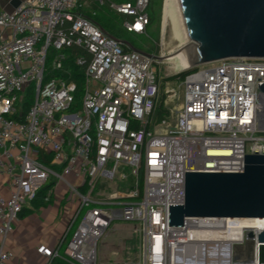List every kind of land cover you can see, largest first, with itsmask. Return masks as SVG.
I'll return each instance as SVG.
<instances>
[{"label": "built area", "instance_id": "2783aa9c", "mask_svg": "<svg viewBox=\"0 0 264 264\" xmlns=\"http://www.w3.org/2000/svg\"><path fill=\"white\" fill-rule=\"evenodd\" d=\"M149 4L23 0L12 11L0 10V29L10 32L0 41V181L8 192L5 199L0 186V264L13 257L6 248L13 222L33 209L45 187L43 201L50 203L60 185L79 207L55 246L36 248L40 264L55 258L69 264L238 263L226 240L230 218H191L171 227L169 206L184 204L185 173H239L244 155H264V58L197 67L180 82L175 107L168 108L175 93L165 90L170 115L148 129L159 93L157 61L150 57L157 56L125 51L93 17L107 6L126 18L127 33L146 36ZM71 48L78 75L67 65ZM120 222L138 227L137 257L101 263L98 242ZM215 233L222 240L209 241Z\"/></svg>", "mask_w": 264, "mask_h": 264}, {"label": "water", "instance_id": "95a60500", "mask_svg": "<svg viewBox=\"0 0 264 264\" xmlns=\"http://www.w3.org/2000/svg\"><path fill=\"white\" fill-rule=\"evenodd\" d=\"M173 1L179 35L189 41L182 50L152 58L119 40L152 61L174 64L162 66L161 76L229 58H264V0ZM259 90L264 94V83ZM184 182V204L169 206V226L191 218L257 219L259 231L247 238L256 241L257 262L264 264V155H244L242 172L185 173Z\"/></svg>", "mask_w": 264, "mask_h": 264}, {"label": "rangeland", "instance_id": "374dc122", "mask_svg": "<svg viewBox=\"0 0 264 264\" xmlns=\"http://www.w3.org/2000/svg\"><path fill=\"white\" fill-rule=\"evenodd\" d=\"M112 2L119 3L123 0H111ZM163 8L164 0H153L151 12L149 15L153 18V23L148 27L147 35L137 36L134 34L127 33L123 27V19L120 15H117L114 11L110 10L107 6L98 7L96 9V15L93 20L98 23L106 32H110L117 39H124V41H130L135 46L151 51L155 53L157 57L169 56L170 54L177 52L182 47V41L173 32L172 23L169 22L167 29L162 34V22H163ZM176 35V36H175ZM178 38V39H177ZM181 41V43H180ZM162 66H172L174 64H167L157 62L155 70L158 76V82L162 83V80L177 75L183 71H177L166 76H161ZM186 71V70H185ZM164 89H169V93H175L174 101L169 105V109L175 107L182 98V92L180 88V82L174 81L165 84ZM180 93V97L177 99V93ZM167 96L165 99L166 105ZM167 108V109H168ZM72 181V177H69ZM54 181H52L53 183ZM52 188L51 182L48 184ZM1 188L3 185L1 184ZM65 187L60 185L55 189L54 196L50 203H46V207L29 209L30 213L27 218V222H31V226H35L38 232H43L49 229H54L58 235H64L67 228L74 216V213L79 207V201H77L71 192L68 196H64ZM2 195L5 199L8 197L7 190L2 188ZM66 198L63 206L60 204V197ZM42 206V205H41ZM67 214V215H66ZM61 215L62 221L56 224L55 221L58 216ZM80 219H78L71 230L68 231L64 243L60 249V255L63 253L67 242L71 239L73 232L75 231ZM17 222H13V231L8 235V238L12 235L16 229ZM38 234V233H37ZM138 227L131 223H115L113 226L104 234L101 240L98 242L97 253L98 260L101 263H108L113 261H123L127 259H133L137 257L138 253ZM52 248V245L47 243ZM255 254V245L252 240H246L244 243L233 246V260L234 262H247L253 261ZM39 258V256H38Z\"/></svg>", "mask_w": 264, "mask_h": 264}, {"label": "crops", "instance_id": "0c3cea01", "mask_svg": "<svg viewBox=\"0 0 264 264\" xmlns=\"http://www.w3.org/2000/svg\"><path fill=\"white\" fill-rule=\"evenodd\" d=\"M22 1L23 0H0V10L12 11L17 5L19 6ZM9 36L10 32L8 30L0 29V41L7 39ZM61 206H63V204H61ZM41 207L47 208L46 205L38 206L37 208ZM29 214L28 210L23 212L17 221L16 229L10 238L6 240V248L13 254V257L6 264H40L42 259L40 257L38 258L36 248L40 244L48 246L47 243L53 247L59 238L63 236L58 235L54 229L38 232L40 229H36L35 226H31V222H27V216ZM60 221H62L61 215L58 216L55 223L59 224Z\"/></svg>", "mask_w": 264, "mask_h": 264}, {"label": "trees", "instance_id": "16d2710c", "mask_svg": "<svg viewBox=\"0 0 264 264\" xmlns=\"http://www.w3.org/2000/svg\"><path fill=\"white\" fill-rule=\"evenodd\" d=\"M124 1V0H123ZM153 5V0H150V4H149V8H148V12L150 11L151 12V7ZM94 10L95 9V6L92 5L91 6V10ZM83 15L86 16V17H91V14H90V11L89 10H83L82 11ZM117 14V13H116ZM149 14V13H148ZM119 15V14H117ZM121 18L123 20H125L126 18L122 15H120ZM149 18H150V25L153 23V18L149 15ZM149 25V26H150ZM108 33V32H107ZM109 34H111L109 32ZM130 34V33H129ZM113 35V34H111ZM136 35V34H134ZM114 36V35H113ZM137 36H142V35H137ZM120 40H124V39H120ZM132 46H134L136 49L140 50V51H143V52H146L148 54H154L156 55L155 53H152L151 51H147L145 49H141L137 46H135L133 43H131L130 41H128ZM123 48L125 51L129 50L126 46L123 45ZM76 52H77V49L75 48H71L69 49V51L67 52V54L69 55V58H68V61H67V65H69L73 71L74 74H77V73H81V69L79 67H76L74 65V62H73V57L76 55ZM197 67L195 68H192L190 70H187V71H183L177 75H174V76H171V77H167L165 79L162 80V83H159V93H158V97H157V100L155 102V106L153 108V110L151 111L150 115H149V123H148V126L147 128L148 129H151L153 126H156L158 124H160L162 121L166 120L170 113H169V110L167 109V107L165 106V99H166V93H165V84L166 83H169V82H174V81H183L188 75H190L191 73H194L197 71ZM78 75V74H77ZM76 76V75H75ZM158 78V76H157ZM77 84L79 85V88L81 90V81L79 80L77 82ZM29 99L30 101V98H27ZM26 103L27 105L29 106L30 105V102H28L26 100ZM49 187H45L43 190H41V192L39 193V196L38 198L33 202V205L35 208H37L38 206H44L46 205V203H44L43 201V195L46 193V191L48 190ZM25 212V210L23 211ZM23 212L21 213V215L23 214ZM20 215V216H21ZM50 264H69L61 259H53L51 261Z\"/></svg>", "mask_w": 264, "mask_h": 264}, {"label": "bare ground", "instance_id": "6f19581e", "mask_svg": "<svg viewBox=\"0 0 264 264\" xmlns=\"http://www.w3.org/2000/svg\"><path fill=\"white\" fill-rule=\"evenodd\" d=\"M171 22L172 23V28H173V32L175 30V34L178 36V38L182 41L179 32H178V23L176 21V12H175V6H174V1L173 0H164V8H163V22H162V34L165 33L168 23ZM175 35V36H176ZM177 38V39H178ZM180 41V43H181ZM189 43L186 42L184 43L182 41V47H184L185 45H187ZM182 47L177 51L179 52L180 50H182ZM177 52H174L171 55L176 54ZM167 56V57H169ZM189 69V67L179 70V71H185ZM228 227L231 228L230 230V235L226 238L227 242L229 245H232V247L234 245L237 244H241L244 243L245 239L246 240H251L248 239L247 236H245V232L246 231H259V227H257V219H228ZM201 240H208L206 237V235H202L200 236ZM203 237V238H202ZM222 237L219 233H215L213 234V236L211 238H209V241H211L212 239L215 241H220L222 240ZM254 243V242H253ZM255 245V254H254V260L251 261H247V262H238L235 264H258L257 262V246ZM227 249V247H226ZM211 263V261H210Z\"/></svg>", "mask_w": 264, "mask_h": 264}]
</instances>
